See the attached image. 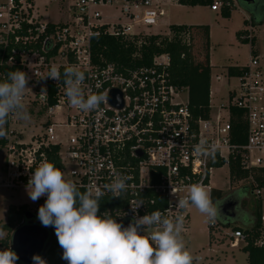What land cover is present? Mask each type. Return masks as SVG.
I'll return each instance as SVG.
<instances>
[{
    "label": "built area",
    "instance_id": "obj_1",
    "mask_svg": "<svg viewBox=\"0 0 264 264\" xmlns=\"http://www.w3.org/2000/svg\"><path fill=\"white\" fill-rule=\"evenodd\" d=\"M220 6L215 1L210 8L220 11ZM106 7L114 8L116 15H103L101 10ZM64 13L66 18L53 22L42 19L35 0L0 2V47L8 51L4 65L27 75L24 101L29 115L43 124L40 132L26 135L17 125L19 120L9 116L7 134L0 138V186H27L39 164L52 162L83 193L92 186L100 187L104 191L101 199L114 201L100 212H109L123 226L134 216L160 211L169 218L182 216L183 233L189 226V204L180 209L174 202L183 198L193 183L201 182L210 189L209 180L220 159L227 164L238 151L245 168H264V57L260 47L254 46V55L236 76V88L228 91L226 102L216 113L213 115L209 105L207 117H196L188 99H183L184 87L169 80L168 54L155 55L149 66L126 71L92 59L91 38L101 30L131 41L136 37L138 46L143 36L152 34L149 28L162 15L153 0H70ZM253 27L248 22L241 38L255 37ZM52 64L61 72L58 80L45 77ZM67 66L84 71L85 94H105L96 110L81 111L69 104L62 75ZM214 78L219 81L222 76L215 74ZM112 89L121 93V107L109 102ZM231 107L243 110L246 124L245 143L238 149L230 143ZM201 140L214 147L211 156L197 153ZM54 155L58 163L52 160ZM117 173L128 177L127 188L120 197H113L104 186ZM253 194L262 204L256 244L264 245V187L254 188ZM44 199L40 197L28 209L38 225L37 209ZM138 202L143 204L133 211ZM24 222L18 221L13 230ZM206 223L216 241L224 238L230 247L246 243L239 228L223 232L224 226L217 220ZM44 228L53 241L54 229ZM214 232L219 237L215 238ZM5 233L0 232V248L5 247L1 241Z\"/></svg>",
    "mask_w": 264,
    "mask_h": 264
},
{
    "label": "clouds",
    "instance_id": "obj_2",
    "mask_svg": "<svg viewBox=\"0 0 264 264\" xmlns=\"http://www.w3.org/2000/svg\"><path fill=\"white\" fill-rule=\"evenodd\" d=\"M62 75L65 95L73 107L93 111L104 102L103 93L89 91L85 94L82 88L85 73L80 68L64 67ZM45 77L60 79L59 67L52 64ZM27 81V75L19 69L0 76V138L7 134L5 125L9 116L14 115L25 122L30 120L24 101ZM196 151L211 156L214 147L201 140ZM127 179L119 173L114 174L111 183L104 187L113 193V197H120L127 188ZM26 190L33 202L45 197L43 204L38 206L37 219L42 226L54 229L62 249L61 259L67 264H193L194 257L182 238V216L169 218L160 211H152L134 216L127 226H123L109 212L99 211L104 196L100 187L92 186L81 193L52 162H43L36 167ZM174 203L180 209L191 204L210 223L215 222L220 213L221 202H214L211 190L201 182L191 184L187 194ZM142 204L138 202L133 211ZM17 260L11 247L0 248V264H16ZM31 264L48 262L39 254H33Z\"/></svg>",
    "mask_w": 264,
    "mask_h": 264
},
{
    "label": "trees",
    "instance_id": "obj_3",
    "mask_svg": "<svg viewBox=\"0 0 264 264\" xmlns=\"http://www.w3.org/2000/svg\"><path fill=\"white\" fill-rule=\"evenodd\" d=\"M215 1L221 3L220 13L222 17L228 18L234 8V0H177V3L184 6H206L212 5ZM241 6L247 11L252 26L264 23V0H252L251 3L239 1ZM262 7L261 16L258 18L256 13ZM175 31L183 28H174ZM191 44H181L179 40L169 41L167 36L161 34H149L141 38L140 45H137V38L134 41L125 39L121 36L114 37L104 33L102 30L91 38V56L94 62L100 60L115 64L120 71L149 66L155 55L168 54L169 65L167 67L170 82L177 87H187L189 108L194 115L207 117L209 109V78L210 69L208 62L209 37L208 27H191L190 28ZM245 30L238 32L239 39L243 42H249L251 55H254V46L256 38L242 39L241 35ZM8 57V51L0 47V76L7 72L13 71L12 67L4 65V61ZM243 67L228 66L226 69L228 76H238L241 74ZM231 123V140L230 143L235 149H238L245 143L246 124L243 118V110L238 107L230 108ZM52 160L56 163L57 157L52 156ZM224 164L223 160H219L215 167L219 168ZM229 178L231 181H240L249 179L254 188L264 187V168H245L242 165L241 157L238 151L230 156L228 163ZM253 188V189H254ZM81 193L83 191L79 189ZM211 196L214 202H221V191L219 189L210 188ZM112 199H101L100 209L113 206ZM29 208L26 205L9 207L7 219L4 223H0V232L5 231L3 245L9 247V233L13 230L16 223L24 219V212ZM261 201L256 199L253 206L254 222L250 227L243 225H230L228 217L219 214L217 223L224 227L239 228L245 235L246 243L242 249L247 254V264H264V245L256 244L261 234ZM210 237L211 233L209 232ZM62 249L57 242V237L47 246L44 257L48 264H64L61 259Z\"/></svg>",
    "mask_w": 264,
    "mask_h": 264
},
{
    "label": "rangeland",
    "instance_id": "obj_4",
    "mask_svg": "<svg viewBox=\"0 0 264 264\" xmlns=\"http://www.w3.org/2000/svg\"><path fill=\"white\" fill-rule=\"evenodd\" d=\"M5 0H0L4 2ZM35 6L38 12L42 15L43 20L56 22L61 17L66 18L64 11L69 5L70 0H35ZM233 15L228 21H219V15L214 13H205L201 11L202 15H208V18L213 22L214 33L216 34L212 39L211 44V59L214 61V68L211 74L210 86V100L209 105L213 115L217 111V107L221 103H225L228 91L236 88V76H228L226 69L229 65L234 63H246L249 59L251 52L249 51V42H243L239 39L238 31L244 30L248 23L247 11L241 6L238 0H234ZM103 15H116L114 8H103ZM262 13V7L258 9L256 16L259 18ZM176 15L181 18L177 21L181 23H191L190 17L184 11H177ZM256 46L260 47V52L264 57V23L253 27ZM149 30L164 33L163 27L154 28ZM151 32V31H150ZM164 35V34H161ZM166 36V35H164ZM256 47V48H258ZM215 74L222 76L221 80L214 79ZM183 99H188V89L184 87ZM54 119H57L56 117ZM39 118L30 116V120L18 121L17 125L23 132L27 134L40 132L43 124L38 122ZM36 125H34V123ZM28 125V126H27ZM33 130V131H31ZM2 157H0V162ZM209 186L221 191L222 201H236L240 203L235 210L234 220H230V225H243L250 227L254 222L253 206L255 203V196L253 194L254 185L251 180L231 181L229 178V170L227 164H223L219 168H215L209 180ZM27 186L19 187L16 189H9L0 186V223H4L7 219L9 207H17L26 205L27 208L32 209L37 200L33 202L29 199L27 194ZM220 199V200H221ZM259 200V199H258ZM189 226L186 231L182 233V238L187 250L194 257L193 263L195 264H247V254L242 249L244 243L237 247H230L226 239L220 238L218 241L210 237L207 229L205 216L198 212V210L189 204ZM218 219V217H217ZM230 226V227H231ZM229 227H224V231H228ZM13 231V230H12ZM9 233V238L12 233ZM214 237H219V234L213 233ZM222 236V234H221Z\"/></svg>",
    "mask_w": 264,
    "mask_h": 264
},
{
    "label": "crops",
    "instance_id": "obj_5",
    "mask_svg": "<svg viewBox=\"0 0 264 264\" xmlns=\"http://www.w3.org/2000/svg\"><path fill=\"white\" fill-rule=\"evenodd\" d=\"M36 2V1H35ZM154 4L158 6L159 10L162 11V15L158 19V22L154 28L158 27H163L165 29L164 33H160L157 31L150 30L153 34H164L167 36L169 41H174L179 40L181 44H186L190 45L191 44V30L190 28L195 26V27H200V26H207L208 27V37H209V48H208V62H209V69H210V78H209V93H210V86H211V74L214 68V61L211 59V44H212V39L216 35L214 33V27H213V22L208 18V15H202L201 11H205V13H214L219 15L218 10H212L210 8V5L206 6H184L180 5L177 3V0H153ZM177 11H184L186 15H188L191 19V23H181L179 20L181 17L176 15ZM233 9L230 13V16L228 18L222 17L221 15L218 16L219 21H228L231 19L233 15ZM249 18V16H248ZM181 27L183 28L182 30H177L175 31L174 28ZM241 30L239 29L238 32ZM250 51V48H249ZM250 58V55H249ZM249 60V59H248ZM247 60V62H248ZM246 62V63H247ZM246 63H241V64H232L229 66H243ZM215 79V78H214ZM209 100H210V95H209Z\"/></svg>",
    "mask_w": 264,
    "mask_h": 264
},
{
    "label": "water",
    "instance_id": "obj_6",
    "mask_svg": "<svg viewBox=\"0 0 264 264\" xmlns=\"http://www.w3.org/2000/svg\"><path fill=\"white\" fill-rule=\"evenodd\" d=\"M251 3L252 0H238ZM109 102L117 107L123 104L122 95L118 90L112 89L109 93ZM227 205H224L219 214L228 217L226 212ZM232 217V215L230 216ZM25 222L14 229L9 238V247L18 256L16 264H31L33 254L44 257L45 250L51 242L49 231L41 225L33 223L32 213L29 210L24 212Z\"/></svg>",
    "mask_w": 264,
    "mask_h": 264
},
{
    "label": "flooded vegetation",
    "instance_id": "obj_7",
    "mask_svg": "<svg viewBox=\"0 0 264 264\" xmlns=\"http://www.w3.org/2000/svg\"><path fill=\"white\" fill-rule=\"evenodd\" d=\"M224 205H227L226 208V212L228 215H232V217L228 216V218L231 220H234V215H235V210L238 208V205H240V203L236 202V201H221L220 205H219V212H221V209L223 208Z\"/></svg>",
    "mask_w": 264,
    "mask_h": 264
}]
</instances>
